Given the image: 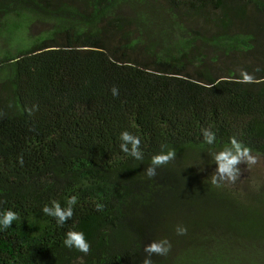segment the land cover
I'll use <instances>...</instances> for the list:
<instances>
[{
  "label": "trees",
  "instance_id": "obj_1",
  "mask_svg": "<svg viewBox=\"0 0 264 264\" xmlns=\"http://www.w3.org/2000/svg\"><path fill=\"white\" fill-rule=\"evenodd\" d=\"M232 136L264 159V0H0V211L19 215L0 264H141L163 238L154 264H264V183L210 180ZM162 146L177 156L150 179ZM73 195L65 225L42 213Z\"/></svg>",
  "mask_w": 264,
  "mask_h": 264
},
{
  "label": "clouds",
  "instance_id": "obj_2",
  "mask_svg": "<svg viewBox=\"0 0 264 264\" xmlns=\"http://www.w3.org/2000/svg\"><path fill=\"white\" fill-rule=\"evenodd\" d=\"M255 71L259 72L261 69L257 68ZM239 82L250 84L259 81L247 71L241 70ZM111 93L114 97L118 96V88L113 86L111 88ZM201 134L204 143L214 145L216 135L210 128H202ZM119 139L121 141L119 148L122 153L135 160H143L144 153L141 150V140L139 136L124 130L120 133ZM165 147L167 146H162V150L151 157L150 165L143 171L144 175L148 178L151 179L155 177L157 168L168 164L176 158V150L168 149L167 151H164L163 148ZM209 155L211 156L213 163L217 165L216 171L210 177L211 183L216 187H222L226 184H235L241 175L240 168L238 167L239 165L246 164L247 168L250 169L259 162L258 156L252 154V149L239 141L235 136L229 137V142L225 144L221 150L211 152ZM18 162L23 165L22 156L18 157ZM76 204L77 197L74 195L67 199L66 207H62L59 201L52 200L49 204L43 206L42 213L55 218L56 223L59 226H63L72 219L74 215L73 206ZM96 210L102 211L103 205L97 203ZM17 219H19L18 213L10 208L0 211V227L4 230L10 228L13 221ZM175 231L177 235L187 234V228L183 225H177ZM63 244L65 247L69 249L74 248L85 255L89 253L91 248L84 233L71 228L65 233ZM171 248L172 245L167 238L151 241L143 248L146 255L141 261V264H154V261L151 258L153 255L167 256L171 251Z\"/></svg>",
  "mask_w": 264,
  "mask_h": 264
},
{
  "label": "rangeland",
  "instance_id": "obj_3",
  "mask_svg": "<svg viewBox=\"0 0 264 264\" xmlns=\"http://www.w3.org/2000/svg\"><path fill=\"white\" fill-rule=\"evenodd\" d=\"M241 175L240 179L242 181H245L246 183L249 184H254V183H264V159L259 158V162L251 167L250 169L247 168V165H243L242 168H240ZM239 179V180H240Z\"/></svg>",
  "mask_w": 264,
  "mask_h": 264
}]
</instances>
